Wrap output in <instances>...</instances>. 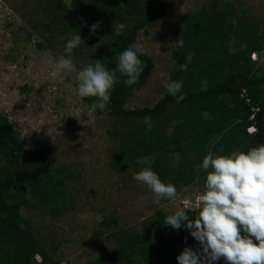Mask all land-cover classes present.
Here are the masks:
<instances>
[{
  "label": "trees",
  "instance_id": "1",
  "mask_svg": "<svg viewBox=\"0 0 264 264\" xmlns=\"http://www.w3.org/2000/svg\"><path fill=\"white\" fill-rule=\"evenodd\" d=\"M64 1H59L67 12L64 32L73 30L82 36L75 53L96 49L103 58L110 50L118 55L133 48L139 33L166 15L165 4L159 0H70L69 6ZM232 7L215 0L200 12L186 15L174 27L171 35L181 46L171 79L183 82L181 94L186 99L182 102L177 103L168 93L152 108L127 110V100L145 87L155 65L148 55L140 54L138 82L131 86L118 71L105 108L113 117V135L119 143L112 163L117 172H125L141 157L151 161L165 183L190 186L200 181L205 185L207 171L198 173L197 167H202L207 154L246 152L264 144V77H258L256 63L251 60L252 53L263 50L264 23L244 22ZM108 17L123 23L117 34L107 30L113 42L101 39V26ZM95 23L100 26L93 34ZM234 42L238 44L233 50ZM39 46L56 48L49 39ZM242 89H247L252 107L240 98ZM253 107H260V111L255 118L257 132L251 135L248 128L254 123L250 121ZM145 117L151 118V129L144 123ZM0 156L7 168V172L0 169V264H59L50 258L39 231L30 224L22 225V209L45 207L54 217L73 209L74 197L59 178L62 169L50 170L44 151L26 150L6 116H0ZM199 210L185 211L194 219ZM167 216L159 212L145 223L141 233L127 235L124 229L113 230L109 235L114 247L88 264H178L168 257L178 243L184 249L200 246L186 226L176 230L165 225ZM113 223L117 220L104 219L102 226L108 229Z\"/></svg>",
  "mask_w": 264,
  "mask_h": 264
},
{
  "label": "rangeland",
  "instance_id": "2",
  "mask_svg": "<svg viewBox=\"0 0 264 264\" xmlns=\"http://www.w3.org/2000/svg\"><path fill=\"white\" fill-rule=\"evenodd\" d=\"M59 1L0 0V116L7 117L13 133L26 150L44 151L50 170L62 169L59 178L65 181V190L75 201L74 208L63 210L59 217L52 216L45 207L23 208L22 225L30 224L39 231L52 261L88 264L114 247L109 235L113 230L124 229L127 235L141 233L145 223L156 218L159 212L171 215L178 209H199L197 198L205 191V185L200 181L190 186L176 185L174 199L156 203L147 186L133 178L144 168L154 170L151 161L137 157L138 162L128 164L129 168L122 173L113 168L119 143L113 135L110 113L97 109L95 119L85 125L70 117L74 109L86 110L96 100L78 96L80 69L100 60L106 69L115 70V80L119 70L114 50H110L106 58L96 49L79 53L73 49L70 54L66 53L68 40L81 34L73 30L64 32L67 12ZM159 1L165 4L166 15L141 31L133 46L142 49L155 67L145 87L127 100V110L152 108L168 94L166 85L173 82L175 55L181 46L171 35L174 27L186 15L200 12L215 0ZM216 1L221 5L233 4V10L244 22L264 23V0ZM64 2L69 6L71 1ZM122 27L121 21L105 18L101 39L107 37L113 42L114 37H108L107 30H115L117 34ZM47 39L56 48H40ZM237 44L233 43V50ZM256 54L257 60L254 61L252 55L251 60L256 63L258 77L263 78L264 45ZM61 56L72 59L76 70L53 76V67ZM69 84L71 88L66 87ZM175 160L179 162V155ZM3 163L0 156V169L7 172ZM202 169L198 166L197 172L201 173ZM111 218L117 223L104 228L102 221ZM183 249L184 245L178 243L168 252V257L178 262Z\"/></svg>",
  "mask_w": 264,
  "mask_h": 264
},
{
  "label": "clouds",
  "instance_id": "3",
  "mask_svg": "<svg viewBox=\"0 0 264 264\" xmlns=\"http://www.w3.org/2000/svg\"><path fill=\"white\" fill-rule=\"evenodd\" d=\"M99 26V23L91 26L93 34ZM81 40L80 35L69 39L66 53L70 54L78 48ZM140 54L142 49L129 47L116 57V69L127 77L124 83L128 86L138 82L142 66ZM75 70L72 59L61 56L53 67L52 75ZM115 75V70L109 71L100 60L80 69L77 72L78 96L96 100L86 110L74 109L70 117L76 118L82 125L93 121L96 110L103 111L110 100L116 83ZM66 87L71 88L72 85ZM182 87V81L166 85L168 93L176 98L177 103L186 99V95L181 94ZM144 123L151 129L150 117H145ZM202 168L207 171V177L205 191L197 198L198 215L193 219L185 210L178 209L164 220L165 225L176 230L186 226L200 246L195 250L185 248L177 257L178 264H213L221 259L226 264H264V144L246 152L209 153L203 158ZM133 178L147 186L156 203L162 199L172 200L177 195L176 186L163 182L150 168L142 169Z\"/></svg>",
  "mask_w": 264,
  "mask_h": 264
},
{
  "label": "built area",
  "instance_id": "4",
  "mask_svg": "<svg viewBox=\"0 0 264 264\" xmlns=\"http://www.w3.org/2000/svg\"><path fill=\"white\" fill-rule=\"evenodd\" d=\"M252 59L256 60L257 59V55L256 54H252ZM240 98L243 99L249 106H253L252 105V100L248 94L247 89H242L241 94H240ZM253 114H251L250 116V121H253V125L251 127L248 128V133L253 135L257 132V126L255 125V118H256V113L260 111V107H253L252 108Z\"/></svg>",
  "mask_w": 264,
  "mask_h": 264
}]
</instances>
